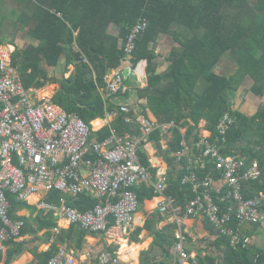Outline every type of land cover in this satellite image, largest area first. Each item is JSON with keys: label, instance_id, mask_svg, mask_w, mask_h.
I'll return each mask as SVG.
<instances>
[{"label": "trees", "instance_id": "obj_1", "mask_svg": "<svg viewBox=\"0 0 264 264\" xmlns=\"http://www.w3.org/2000/svg\"><path fill=\"white\" fill-rule=\"evenodd\" d=\"M8 1L18 3L16 7L8 6V11L38 41L37 45L31 44L13 54V65L18 68L24 87L39 89L48 83H59L53 101L66 111L78 114L89 125L92 120L104 117L106 110H119L112 102L106 104L100 89L107 85V73L119 69L126 60L124 44L132 27L146 18L148 26L135 40L130 62L134 68L139 63L146 64L148 85L137 88L138 97L146 99L142 114L159 123H176L164 152L171 168L167 193L175 196L181 205L194 196L191 186L182 183L186 169H176L172 154L181 148L183 139L189 144L199 141L203 120L205 129L215 134L218 122L227 111L234 121L227 130L222 153L245 156L247 166L258 159L262 175L257 180L243 181V194L250 198L264 191V103L252 116L231 108V96L240 76L252 79V94L264 95V0H0V3L8 4ZM111 25L118 27L117 35L109 32ZM162 36L171 37L173 46L164 57L167 68L159 72L162 55L156 47ZM62 56L66 60L65 72L62 76H51L43 62L48 67H56ZM223 57H230L236 63L234 76L216 71ZM71 65L74 70L65 76ZM94 124L99 126L102 121L95 120ZM111 126L120 133L134 132L120 110ZM110 134V127L105 126L92 132V137L102 140ZM161 138L160 130H155L151 137L159 149ZM140 158L153 173L156 171L143 149H140ZM136 191L140 203L155 196L153 187L143 185ZM8 196L12 218H18L15 216L18 208L30 207L33 212L37 211L32 219L23 218L26 224L22 235L46 229L51 236V230L57 226L53 212L45 213L37 206L18 201L14 194ZM63 197L53 190L46 200L59 203ZM66 201L82 211L97 203L88 193L69 196ZM261 209L264 210V203ZM152 224L153 220L148 219L144 228L151 230ZM206 225L215 230L208 220ZM176 227L175 223L170 224L154 233L150 248L142 254V263L155 252L163 258L159 264L175 262L170 249L177 241ZM142 229H136L135 235ZM89 233L72 224L63 230L57 242L71 246L74 240L79 246ZM215 233L217 252L198 257V264H264V248L253 244L235 248L229 238ZM57 242L47 251H36L40 264L49 263L59 249ZM5 244L12 247L9 257L24 250V243L15 239Z\"/></svg>", "mask_w": 264, "mask_h": 264}, {"label": "built area", "instance_id": "obj_2", "mask_svg": "<svg viewBox=\"0 0 264 264\" xmlns=\"http://www.w3.org/2000/svg\"><path fill=\"white\" fill-rule=\"evenodd\" d=\"M147 26L148 20L143 18L132 27L124 44V62L130 61L135 40ZM137 67L130 63L107 73L106 100L113 101L125 91V80ZM120 109L140 134L112 131L102 140L92 137L91 126L78 114L48 99L36 101L12 64V50L0 45V250L9 239L21 238L26 224L24 219L10 216L9 193L20 201H27L40 190H57L72 197L89 193L98 201L85 211L68 205L65 199L60 204L41 200L38 207L45 213L53 212L58 220L65 219L90 233L108 234L118 241L136 221L140 202L134 187L141 184L154 187L162 213L172 214L178 222L182 212L187 217L203 215L233 247L251 246L252 237L242 227L245 223H264V191L246 198L243 181L259 179L262 167L258 159L247 166L245 156L222 153L227 130L234 121L232 114H223L215 134L205 129L195 144L183 139L181 148L172 154L176 169H186L182 183L189 184L194 193L181 205L175 196L167 194L166 178L154 181L155 174L140 158V149L152 141L155 130H160L163 138L171 137L176 123H159L135 109L132 112L126 104ZM61 232L62 227L55 226L50 241L56 243ZM176 236L171 248L174 261L198 264L186 250L187 236L180 225ZM74 263V257L62 247L48 264ZM97 264L126 263L104 250Z\"/></svg>", "mask_w": 264, "mask_h": 264}, {"label": "crops", "instance_id": "obj_3", "mask_svg": "<svg viewBox=\"0 0 264 264\" xmlns=\"http://www.w3.org/2000/svg\"><path fill=\"white\" fill-rule=\"evenodd\" d=\"M11 2L13 3V1ZM1 16L3 17V15H0V17ZM8 18L10 17L7 14L6 21L0 19V38H2L3 40V42L0 45H4L10 48V50H12V64H13L14 61L13 54L15 51L23 49L31 44L37 45L38 41L29 34V30L27 26L20 27L18 25L19 23H17V26H13L10 30L9 24L11 22L9 21V23H7L8 26L5 24L8 21ZM109 32L114 35H117L118 27L115 25H111L109 28ZM171 41L172 40H170L169 36H162L159 39V42L157 43L156 51L157 53L162 55L159 57L160 60V66L158 69L159 72L165 70L168 66V63L165 61L164 57L168 55V53L170 52L173 46V42ZM65 62H66L65 56H62L58 66L48 67L46 61H44L43 67L49 70L51 76L54 75L62 76L66 68ZM130 63H131L130 61L124 62L123 65L120 67V69H122L125 65H130ZM15 68L18 71V68L17 67ZM237 68L238 67L236 63L230 57H223L219 61L216 67V71L226 76H234L237 73ZM73 70H74V66L71 65L69 72L65 73V76H69ZM238 84L239 85L237 86V88L235 89L234 93L231 96V108L234 111L237 110L245 113L246 115L252 116L258 111L260 105L264 103V95L255 96L254 94L251 93L250 89L252 87V79L249 76H246L244 78L240 76L238 79ZM147 85H148V79L146 73V64L139 63L137 70L133 72L130 76H128L127 79L125 80L126 88L122 95L115 98V100L113 101H107L105 97L104 89L101 88L100 91L102 94V98L104 99L105 102H107L106 104L112 102L116 106V108H119L120 111H121L120 105L126 104L130 106L132 112H134L133 109H135L136 112L142 113L141 111L144 104H146V99L138 97L137 88L138 87L144 88ZM59 88H60L59 83L52 82V83H48L42 88L39 89L31 88L28 90L30 91V93L32 94L33 98L36 101L48 99L54 104L63 108L61 105L53 101V96L56 94ZM119 110L114 109V111L111 112L106 110L104 117H99L92 120L90 126L93 132L98 131L105 126H109L110 132L115 131L118 132L119 134H124V133H120L118 129L111 126ZM150 115L151 117H154L152 113H150ZM95 120L102 121V124L99 126H95L94 124ZM129 124L132 126V129L134 130L133 134H140V131L137 129L135 124L133 123H129ZM205 125H206V121L203 120L201 122V126L203 127V130H205ZM182 131L184 132L185 129H183ZM171 138L172 136L165 138L162 137L160 139V143L162 146L161 149H159L156 143L153 141L145 144L142 148L147 153L151 167L156 169V171L154 172L155 174L154 181L159 180L161 178H166V180L168 181L171 168L165 159L164 152L168 148V143ZM143 185L148 187H153L151 184H141L139 186H135L134 190L136 191L138 188H140ZM60 193L64 197L57 204H60L63 199L66 200V198L69 197L68 195L62 192ZM48 194L49 192L40 190L38 192L33 193L28 198V200L23 201V203H26L29 206H37V208L40 209L38 207V202L41 200H46ZM154 194L155 196L152 199H145L143 203H140V207L136 213V221L133 227L129 231L126 232L124 231L122 233L121 238H119L118 241L112 240L108 236V234L105 233H93V234L89 233L88 235L85 236L84 240L79 246H76L75 241L73 240L71 246H68L65 243L57 242L58 248L66 247L67 251L75 259L74 264H97V257L100 254V252L104 250H109L110 252H113L114 255L121 260L122 263L159 264V262L163 260L159 252H155L153 256H151V258H149L147 261L145 260L146 263L144 262L142 263V259H141L142 254L144 251L150 248L154 240V233L157 230H161L165 226L175 223L177 225L175 234L176 235L178 234V229L180 225L181 230L187 236L186 250L188 254L193 256L197 261H198V257L200 256L217 252L214 246V240L216 239V233H215L216 230L209 229L207 227L206 225L207 219L205 216L197 215V216L187 217L182 212L180 213V221H179L180 223H179L172 214L170 213L164 214L159 210L158 205L160 201V196L156 194L155 191ZM36 212H33L30 209V207H23V208H18L15 211V216L18 218L21 217L22 219L25 218L30 220L36 215ZM148 219L153 220L151 230L144 228L146 221ZM32 224H34V222ZM257 224H259L258 227L255 226ZM57 225H60L62 227V232H63V230H67L72 224H69V222L65 219H60V220L57 219ZM34 226L36 225L34 224ZM139 227H143V229L136 236L135 231ZM242 231L252 237L253 245H256L257 247L260 248H264V223H245L242 227ZM17 241L24 243V250L19 254H14L13 256L9 257L11 253L10 249H12V247L9 248L8 244H4V248L0 250V264H40L38 258H36L35 255L36 251L39 253L47 251L50 249L51 245L54 244L53 242L50 241V234L48 235L46 233V229L37 230L35 232H31L26 235H23L21 238H18ZM124 242H126L127 246L135 245L136 246V249H134L135 251L130 249L127 250L123 249ZM41 264H45V263L41 262ZM173 264H177V263L173 262Z\"/></svg>", "mask_w": 264, "mask_h": 264}, {"label": "rangeland", "instance_id": "obj_4", "mask_svg": "<svg viewBox=\"0 0 264 264\" xmlns=\"http://www.w3.org/2000/svg\"><path fill=\"white\" fill-rule=\"evenodd\" d=\"M11 7V6H14V7H16L17 6V2H9L8 1V4L6 3H0V15H4V17H0V19H2V20H4V21H6L7 20V14H8V16L10 17V18H14L13 17V15L12 14H9L10 13V11H8V9H7V7ZM5 15H6V17H5ZM9 21L11 22L10 24H9V27H10V30H11V28L13 27V26H17V19H9L5 24L7 25V23H9ZM8 26V25H7ZM170 40H172L171 42H173V39L170 37ZM6 41H8V40H6Z\"/></svg>", "mask_w": 264, "mask_h": 264}, {"label": "bare ground", "instance_id": "obj_5", "mask_svg": "<svg viewBox=\"0 0 264 264\" xmlns=\"http://www.w3.org/2000/svg\"><path fill=\"white\" fill-rule=\"evenodd\" d=\"M125 241V239H124ZM123 249L127 250V249H130V250H134L136 249V246L135 245H131V246H127L126 245V242L123 243ZM129 251V250H128ZM135 251V250H134ZM132 252V251H131ZM130 256V255H129ZM125 257V256H124ZM127 257V256H126Z\"/></svg>", "mask_w": 264, "mask_h": 264}]
</instances>
